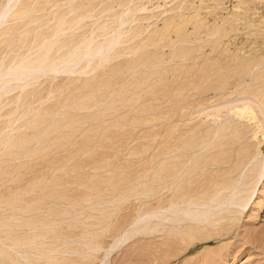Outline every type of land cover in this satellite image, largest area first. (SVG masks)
Returning a JSON list of instances; mask_svg holds the SVG:
<instances>
[{"label": "rangeland", "instance_id": "1", "mask_svg": "<svg viewBox=\"0 0 264 264\" xmlns=\"http://www.w3.org/2000/svg\"><path fill=\"white\" fill-rule=\"evenodd\" d=\"M8 1L0 0V6ZM21 1L26 3V0ZM37 1L33 9L37 7L34 10L39 11H31L37 18L34 22H31L30 13L14 21L16 26L8 20L2 27L13 26L15 34H9V38L14 40L25 37L23 24L27 22L30 24L25 28L30 26L28 29H32L50 19L51 30H55L58 21L65 19L67 29L58 37L60 40L57 39L52 52L60 49L57 54L68 52L70 58L88 47L93 49L101 41L107 43L119 22L124 23L119 43L109 54L93 61V69L50 73L48 83L43 77L21 92L17 89L20 94L13 90L7 95L0 124L10 118H13L12 122L16 119L17 124L15 131L10 127L4 130L3 137L0 136L1 140L7 138L5 147V141L0 144V264H91L89 261H95L99 256L96 243H101L102 257L123 229L127 234L124 233L122 245L111 252L115 260L112 264H264V168L253 170L259 164L264 165V160L261 161L264 152L246 163L253 150L257 151L253 142H258L264 151V137L260 138L264 132H261L262 128L255 129L259 123H264V0ZM78 19L79 24L73 23ZM91 42L94 45L87 46ZM5 45L6 42L2 43L4 47L0 45V54L13 53L11 45ZM23 50L25 46L21 48ZM46 91L51 92H48V99L43 97ZM19 95L22 96L18 98ZM249 99L252 100L247 103ZM237 100L245 101L243 106H248L247 109L236 106ZM228 104L235 106H231L235 112H230ZM45 110H49L48 113ZM198 111L201 114L209 111L213 116L215 112L218 114L217 111L219 115L228 111L225 118L230 113L238 114L234 117V126L230 127L232 133L226 136L227 141L234 137V144L224 146L226 155L223 149L213 153L214 156V150L212 156L209 154L210 159L217 157V161L222 157L225 160L233 157L227 159L230 163L223 164L221 160L217 166L203 167L202 175L186 163L178 169L183 179L180 190L188 187L190 178L198 180L201 176L204 178L203 175L206 178L212 172L214 177L219 170H229L235 161V166L239 162L240 165L247 164L242 175L240 173L236 190H242L244 183L250 181L246 187L248 201L233 205L239 212L233 214L235 217L231 215L234 222L229 226L227 223L231 220L225 219L218 229L208 227L209 235L205 228L204 231L198 229L205 233L201 235L194 229L196 227H192L193 232L200 234L194 232L198 239L192 231L188 232L192 224H183L184 230L188 228L187 232L181 227L185 235L182 236L179 230L180 239L175 241L178 245L181 242L180 247L175 242L173 245L170 238L152 241L148 235L127 238L128 233H132L130 223L138 207L145 201L143 208L156 206L158 198V201L165 198L158 187L153 198L150 191L160 185L161 176L166 178L178 172L175 168H180L183 159H178L181 150L177 152L176 146L184 147L183 143L186 146L195 140L186 136L190 133L189 128L198 130L207 126L206 114L203 115L205 121L197 122ZM256 120H260L258 125ZM228 122L223 120L224 124L220 122L219 128H226ZM182 130L188 132L180 133ZM248 150L250 154L243 156ZM246 156L247 161H243ZM192 170V174H187ZM230 178L226 177L227 180ZM146 193L151 198L143 201ZM12 216H15L16 224ZM207 235L208 238H203ZM171 241L170 252L167 246ZM87 243L96 248L86 247ZM183 243L186 246H181ZM158 244H164V247L168 244L165 247L168 252L164 249L158 252L161 248ZM51 247L56 250L50 251ZM149 254L156 258L155 261H149ZM111 255L109 259L113 260ZM98 260L99 257L97 264Z\"/></svg>", "mask_w": 264, "mask_h": 264}, {"label": "bare ground", "instance_id": "2", "mask_svg": "<svg viewBox=\"0 0 264 264\" xmlns=\"http://www.w3.org/2000/svg\"><path fill=\"white\" fill-rule=\"evenodd\" d=\"M21 1V0H20ZM36 1L37 0H32V1H28V2H30V3H27V0H26V3H24V2H22L21 1V5H18V3H19V0H9L6 4H4V5H2L1 4V6H0V45L2 46V43L4 44V42H6V47H8L9 45H11V46H9L10 47V49H11V51L13 52V53H7L8 54V56H7V54L5 55V54H0V117H2V115H4V113L2 114V112H3V110H4V108H5V106H6V104L4 105V103H6V102H4L5 100H6V97H7V95L11 92V91H13V90H17L18 89V91H22V90H24L26 87H28L29 85H33V83L34 82H37L40 78H43V79H45L44 81H46L47 83L49 82V77H50V73H57V72H71V73H73L75 70L77 71V70H80L81 72H86L88 69H93V67L94 66H92L93 65V61H96V60H98V59H100V58H102L103 56H105V54H109L113 49H114V45L118 42V41H120L119 39L121 38V36H120V30H121V27H122V25H123V23H124V21H122V23L120 24V22H119V27L118 28H116V29H114L115 31L112 33V34H110L111 36V38H109V36H108V38L110 39L109 41H107V43H105L104 41H101V43H99V45L98 46H93L94 44V42L95 41H93V43L91 42V43H88L87 44V46H93L94 48L93 49H91V48H89L88 47V49L86 48L84 51H82L81 53H79V54H77V56L75 55V57H72V58H70V56L68 55L67 56V54H68V52H65V53H67V54H64L63 53V55L62 54H57L58 52L60 53V49L58 50H55V52L53 53L52 51L54 50V45H55V43L58 41L57 39H59L58 37H60L61 36V34L64 32V30L65 29H67L66 27H65V24L67 23V21H64L63 19H61V20H59L58 21V24H57V27H55V30L53 29V30H51V26H50V22H49V20H47V21H45V23H43L42 25H37L36 27H34V26H32V27H34V28H32V29H28V27H30V26H28L30 23H25V24H23V26H25L26 27V24H28L27 26V29L24 27V29L26 30L25 31V33H27L26 35H25V37H21V38H18V39H14V40H11L10 38H9V34H10V36L12 35V33H13V26L12 27H9V28H5V27H2L3 25H5L6 24V22H8V20L9 21H12V22H14V21H16V20H18V19H21V18H23L24 16L25 17H27L28 15H30V13H31V11H33L34 9H36L37 7H35L34 9H33V6H34V3H36ZM44 1V0H43ZM38 2V1H37ZM45 3H46V0L44 1ZM49 2V1H48ZM42 5V4H41ZM43 8V7H42ZM76 8V7H75ZM38 9H39V6H38ZM41 9V8H40ZM44 9V8H43ZM46 9V8H45ZM35 12L36 11H39V10H34ZM129 13V12H128ZM31 15H32V13H31ZM128 15V14H127ZM124 16V15H123ZM32 17L33 18H31V22H34L37 18H35L36 16L34 15H32ZM121 17V16H120ZM119 17V18H120ZM79 18V17H78ZM46 19V18H45ZM121 20V19H120ZM20 21V20H19ZM29 22H30V20H29ZM79 22H80V20L78 19V20H75L73 23H76V24H79ZM15 23V22H14ZM17 23V22H16ZM16 23H15V26H16ZM18 25V24H17ZM59 25V26H58ZM19 26V25H18ZM19 29H20V27H19ZM21 30V29H20ZM19 30V31H20ZM40 30V31H39ZM15 31H16V28H15ZM23 32H24V30H23ZM18 33V32H17ZM20 33V32H19ZM22 33V32H21ZM20 33V34H21ZM124 33V32H123ZM15 33H13V35H14ZM121 34H122V32H121ZM12 35V36H13ZM30 35V36H29ZM17 36H19V35H17ZM21 36V35H20ZM79 36V35H78ZM14 38H16V37H14ZM107 38V39H108ZM79 39H80V37H79ZM93 39V38H92ZM95 39V38H94ZM60 40V39H59ZM78 40V39H77ZM82 40V39H81ZM91 40V39H90ZM90 40H88V41H90ZM63 41V40H62ZM62 41H61V43H62ZM87 41V42H88ZM92 41V40H91ZM82 42V41H81ZM86 42V43H87ZM79 43V42H78ZM119 43V42H118ZM58 44V43H57ZM63 44V43H62ZM61 44V45H62ZM66 44V43H65ZM93 44V45H92ZM60 45V44H59ZM76 45V44H75ZM24 46H25V50H23V51H25V52H23V51H21V48L23 47V49H24ZM81 46H83V45H80V48H82ZM2 47H4V46H2ZM59 47V46H58ZM66 47V46H65ZM55 48H57V47H55ZM27 49V50H26ZM75 49V48H74ZM9 50V49H8ZM82 50H83V48H82ZM75 51H76V49H75ZM76 52H78V50L76 51ZM75 52V53H76ZM6 53V52H5ZM71 55H72V53H70ZM56 55V56H55ZM107 57V56H106ZM96 63V62H95ZM96 65V64H95ZM96 67V66H95ZM95 69V68H94ZM250 74H251V72H250ZM31 87V86H30ZM46 88H48V86H45ZM200 86H198V88H199ZM35 88V87H34ZM44 88V87H43ZM45 88V89H46ZM197 88V89H198ZM32 89V88H31ZM37 89V88H36ZM39 89V88H38ZM47 90V89H46ZM29 91V90H28ZM17 92V91H16ZM20 92H17L18 94H20ZM39 92V91H38ZM48 92H50V91H46V93L43 95V97L45 98V99H48L49 98V94H48ZM13 93V92H12ZM11 93V94H12ZM40 93V92H39ZM51 93V92H50ZM24 94V93H23ZM28 94V93H27ZM26 93H25V95H27ZM32 95V94H31ZM35 95H36V93H35ZM9 96H11V95H9ZM14 96H15V94H14ZM16 96H18V95H16ZM15 96V97H16ZM20 96H22V95H19V97L18 98H20ZM29 96V95H28ZM248 97V96H247ZM246 97V99H248ZM34 98H35V96H34ZM85 98V97H84ZM250 98V97H249ZM10 99V98H9ZM13 99V98H12ZM29 99V98H28ZM20 100H22V99H20ZM30 100V99H29ZM28 100V101H29ZM251 100L252 99H249L248 100V102L247 103H250L251 102ZM26 101V100H25ZM28 101H26L28 104H31L30 102H28ZM16 102H17V100H16ZM15 102V103H16ZM33 102V101H32ZM45 102H46V100H45ZM44 102V103H45ZM242 102V103H241ZM245 102V101H244ZM244 102L243 101H241V100H237L236 101V106H240V108H244V109H247V107L245 108V106H243V104H244ZM47 103H48V101H47ZM246 103V104H247ZM10 104H11V102H10ZM227 104V103H226ZM252 104H254V103H252ZM251 104V105H252ZM264 104V103H263ZM15 105H17V103L15 104ZM233 105V104H232ZM231 105V106H232ZM245 105V104H244ZM9 106V105H8ZM13 106V105H12ZM18 106H21V104H19ZM24 106V105H23ZM226 106V105H225ZM224 106V107H225ZM228 106H230L229 104H228ZM231 106H230V110H231ZM22 107V106H21ZM21 107H20V109H21ZM24 107H28V106H24ZM30 107H32V106H30ZM182 107V106H181ZM184 107V106H183ZM193 107V106H192ZM227 107V106H226ZM225 107V108H226ZM233 108L235 107L234 105L232 106ZM8 108H12V107H8ZM45 108L47 109V107L45 106ZM44 108V109H45ZM189 108V107H188ZM196 108V107H195ZM199 108V107H198ZM6 109V108H5ZM22 109H23V107H22ZM33 109V108H32ZM49 109V108H48ZM193 109V108H192ZM24 110V109H23ZM25 110H27L28 111V109L26 108ZM35 110V109H34ZM43 110V109H42ZM201 109H199V111H200ZM204 110V109H203ZM203 110H201V111H203ZM233 111H234V109H232ZM230 111V112H233V111ZM6 111V110H5ZM9 111V110H8ZM33 111V110H32ZM49 111V110H48ZM48 111L46 112V110L44 111V112H46V113H48ZM183 111V110H182ZM190 111V110H189ZM198 111V112H199ZM207 111V110H206ZM206 111H204V112H206ZM220 111H222V110H220ZM10 112V111H9ZM12 112V111H11ZM22 112H24V111H22ZM34 112V111H33ZM43 112V111H42ZM184 112H185V110H184ZM184 112H183V114H184ZM191 112V111H190ZM195 112V111H194ZM203 112V113H204ZM228 112V111H227ZM226 112V113H227ZM235 112V111H234ZM246 112V111H245ZM12 113H14V112H12ZM28 113V112H27ZM32 113V112H31ZM35 113H36V111H35ZM45 113V114H46ZM51 113V112H50ZM181 113V112H180ZM187 113V112H186ZM185 113V114H186ZM200 113V112H199ZM201 114L200 113V115L198 116L197 115V118H198V120H197V122L199 121V123H201V122H203V121H205L204 120V116L203 115H207L206 117L209 119L208 120V123H207V121H206V123L205 124H207V126L206 125H204L205 127H207V128H205V127H200L197 131L194 129V130H191L192 128H189V130H190V133H189V135L188 134H186V136H190L192 139H195L190 145L189 144H186V146H185V143H183L184 144V147H181V146H176V148H177V152L179 151V149L181 150V152H180V155H178V159L180 158V160H182L183 159V162L182 161H180V164H181V166H180V168H175L177 171H178V169L180 170L181 168H183V166L184 165H186V163H189L190 164V166H192L193 167V170L196 172V171H200V174L202 175V173H203V167H207V166H213V165H215V166H217V164H218V162H221V160H222V162L221 163H223V164H227L229 161L227 160V159H229V158H232V157H227L226 158V160L222 157H220L221 158V160L220 161H217L218 159H217V157L216 158H214V159H210V155H211V151H213L214 150V152H212V155H213V153L214 154H216V153H218V150L220 149H223L224 148V146L226 145V144H234V137H231V138H233V140L231 139H229L228 138V141H227V139H226V136L227 135H229L230 133H232V129L230 128L231 126H234V123L236 122L235 120L236 119H234V117L235 116H237L238 114H231L230 113V115H229V117H227V118H225V116H224V114H226V113H222V114H220L219 115V113L220 112H218L217 111V113L218 114H216V112L214 113V116H213V114H212V117L211 118H209L208 116H210L211 114H209L210 112L208 111V113H205V114ZM236 113H239V112H236ZM243 113V112H242ZM20 114H22V113H20ZM25 114V113H24ZM42 114H44V113H42ZM53 114V113H52ZM183 114H182V117H183ZM188 114V113H187ZM190 114V113H189ZM209 114V115H208ZM216 114V115H215ZM5 115H7V114H5ZM36 115V114H35ZM34 115V116H35ZM47 115V114H46ZM181 115V114H180ZM196 115V114H195ZM219 115V116H218ZM30 116H31V114H30ZM49 116V115H48ZM187 116V115H186ZM243 116V114L241 115V116H239V118L240 117H242ZM10 117V116H9ZM185 117V116H184ZM8 118V117H7ZM6 118V119H7ZM27 118V117H26ZM32 118H33V115H32ZM45 118V117H44ZM43 118V119H44ZM170 118V117H169ZM168 118V119H169ZM207 118H206V120H207ZM212 118H215V119H212ZM260 118V117H259ZM258 118V119H259ZM5 119V117H3V119L2 120H4ZM11 119H13V118H10V121H6L5 122V120L3 121L4 122V124L3 123H1L0 124V136H2L3 137V135H2V133H4V132H6V131H4V130H6L7 128H10V127H14V131H15V123H16V119L15 120H13V122L11 121ZM19 119V118H18ZM29 119V118H28ZM39 119V118H38ZM46 119V118H45ZM45 119H44V122H45ZM188 119V118H187ZM226 119V122H228V123H226V124H228L227 126H226V128H223V129H220L219 128V124H220V122H222V124H224L223 123V120H225ZM230 119H232V121H230ZM262 119V118H261ZM260 119V120H261ZM1 120V119H0ZM50 120V119H49ZM196 120V119H195ZM194 120V121H195ZM260 120H256L257 122H255V124H257L258 123V121L260 122ZM25 121H27V120H25ZM30 121V120H29ZM36 121V120H35ZM40 121V120H39ZM48 121V120H47ZM184 121V120H183ZM190 121V120H189ZM264 121V120H263ZM38 122V121H37ZM191 123V122H190ZM190 123H187V125L188 124H190ZM192 123H193V121H192ZM262 123V122H261ZM261 123H259L260 125H261ZM17 124V123H16ZM22 124H24V123H22ZM34 124V123H33ZM32 124V125H33ZM35 124H36V122H35ZM39 125H40V123H38ZM195 125H198V123H194ZM204 124V123H203ZM225 124V125H226ZM28 125H31V123L30 124H28ZM191 125V124H190ZM258 125V124H257ZM257 125H255V126H257ZM257 126V128H255V129H260V128H262V130H261V132H264V123H262V125H263V127H261V126ZM21 126V125H20ZM254 126V127H255ZM19 127V126H18ZM17 127V128H18ZM26 127H27V125H26ZM187 127V126H186ZM224 127V126H223ZM259 127V128H258ZM20 128V127H19ZM21 128H22V126H21ZM31 128H33V127H31ZM30 128V129H31ZM40 129V128H39ZM187 129V128H186ZM205 129V130H204ZM217 129H220V130H223V131H217ZM231 129V130H230ZM8 130H10V129H8ZM12 130V129H11ZM10 130V131H11ZM20 130V129H19ZM38 130V129H37ZM26 131V130H25ZM32 132H34L33 130H31ZM36 131V130H35ZM184 130H182V131H180V133H182ZM257 131V130H256ZM9 132V131H8ZM32 132H31V134H32ZM176 132V131H175ZM174 132V133H175ZM185 132V131H184ZM186 132H188V131H186ZM185 132V133H186ZM258 132V131H257ZM16 133V132H15ZM22 133H23V131H22ZM24 133H26V132H24ZM30 133V132H29ZM44 133V132H43ZM14 134V133H13ZM8 135H10V134H8ZM37 135V134H36ZM184 135V134H183ZM260 135V134H259ZM7 136V135H6ZM13 136V135H12ZM16 136V135H15ZM18 136V135H17ZM15 137V138H18V137ZM19 136H21L20 134H19ZM29 136V135H28ZM185 136V135H184ZM185 136V137H186ZM5 137V136H4ZM25 137V136H24ZM37 137V136H36ZM178 137H180V136H178ZM189 137V138H190ZM264 137V134L262 135V136H260V138H263ZM13 138V137H12ZM22 138V137H21ZM21 138H20V140H21ZM26 138H28V137H26ZM25 138V139H26ZM236 138V137H235ZM24 139V140H25ZM31 139V138H30ZM176 139V138H175ZM183 139V138H182ZM238 139V138H237ZM1 140V139H0ZM10 140H11V138H10ZM16 140V139H15ZM19 140V139H18ZM23 140V141H24ZM29 140V139H28ZM35 140V139H34ZM177 140V139H176ZM178 140H179V138H178ZM189 140V139H188ZM222 140H226L225 142L223 141V142H218V141H222ZM230 140V141H229ZM5 141V144H4V147L6 146V144H7V138H6V140L4 139H2L1 141H0V144L1 143H3ZM180 141V140H179ZM182 141V140H181ZM253 141V140H252ZM263 141V140H262ZM262 141H261V143H262ZM12 142V141H11ZM13 142H14V140H13ZM13 142H12V144H13ZM17 142V141H16ZM19 142H22V141H19ZM40 142V141H39ZM175 142V141H174ZM185 142V141H184ZM215 142H218L219 143V145H218V143H217V145L216 144H214ZM264 142V141H263ZM36 143V142H35ZM38 143V142H37ZM178 143H180V142H178ZM220 143H221V145H220ZM222 143H224V144H222ZM11 144V143H10ZM20 144H22V143H20ZM32 144V143H31ZM183 144H181V145H183ZM251 144H252V142H251ZM14 145H17V144H14ZM18 145H19V143H18ZM17 145V146H18ZM26 145V144H25ZM24 145V146H25ZM188 145V146H187ZM253 145H255L256 146V149H257V151H254L253 150V155L251 156L250 155V158L248 157V161L246 160V158H247V156L246 157H243V161H247L246 163L248 164L249 162H250V160H251V158H254V157H258V155H260V154H262V152H264L263 151V149H261V145L259 146V144H258V142H256V144H255V142H253ZM28 146V145H27ZM27 146H25V147H27ZM31 146V145H30ZM255 146H253V147H255ZM264 146V145H263ZM7 147H9L8 145H7ZM22 147V146H21ZM32 147V146H31ZM165 147L167 148V146L165 145ZM174 147V146H173ZM252 147V146H251ZM19 148V147H18ZM18 148H17V150H18ZM175 148V149H176ZM225 148H226V146H225ZM250 148V147H249ZM264 148V147H263ZM29 149V148H28ZM251 149H255V148H251ZM0 150H1V146H0ZM217 152H216V151ZM226 150V149H225ZM224 149H223V153H224V151H225ZM21 151H24V149L22 150L21 149ZM168 151H170L169 149H168ZM200 151V152H199ZM249 151L250 150H248L247 152L248 153H243V151H242V153L244 154L243 156H245L246 154H250L249 153ZM26 152V151H25ZM172 152H173V150H172ZM196 152H199L198 154H196ZM220 152V151H219ZM226 152V151H225ZM251 152H252V150H251ZM14 153H15V151H14ZM166 153H167V150H166ZM165 153V154H166ZM221 153V152H220ZM242 153H240V155H242ZM177 154V153H176ZM210 154V155H209ZM225 154V153H224ZM211 155V156H212ZM226 155V154H225ZM240 155H238V156H240ZM262 155H264V153L262 154ZM262 155H260V156H262ZM18 156V155H17ZM177 156V155H176ZM214 156V155H213ZM217 156V155H216ZM230 156V155H229ZM237 156V157H238ZM241 157V156H240ZM263 157V156H262ZM261 157V161H263L264 159ZM216 159V160H215ZM223 159H224V161H223ZM231 160V159H230ZM235 160V159H234ZM233 160V161H234ZM242 160H240L241 162H242ZM193 161H196V162H193ZM228 161V162H227ZM221 163H219V165H221ZM230 163V162H229ZM234 163L236 164V162L234 161ZM233 163V165L232 166H229L228 168H230L229 170L227 169V170H225L224 172H221L222 170H219L220 172H215L214 174V177H212L213 176V172L212 173H210V176H211V174H212V176L210 177H208V175H207V177L205 178V175H203L204 176V178L201 176V178L200 179H198V180H193V178H190V181H189V184H188V187H187V185L185 186V187H183L181 190H180V188H179V185L180 184H182V181H183V179H182V174H181V171H176L177 173H171L169 176H167L169 173V171L167 172V174H166V178H165V176H161L162 177V179L161 180H158L159 182H161V183H159L158 185L159 186H154V189L153 190H151L150 192H152L153 194L151 195L152 196V198H153V195L154 196H156V194H157V191H155L156 189H157V187L159 188V190L161 191V195L163 196V197H165V198H163L162 200H161V198H160V201H158L159 200V198L157 199V201H156V199H155V201L157 202V204H159V205H157L156 204V206H154L153 204H152V206L151 205H149L150 207H148V208H146V206L143 208L142 206L143 205H145L146 204V201H145V203L143 204V203H141V207H138L139 209L137 210V212L136 213H134L133 215H134V218H132V221H131V223L130 224H132L133 225V229L130 231V232H132L131 233V235H129V233H128V237L127 238H131V236L133 237H135V236H138V235H140L141 236V238H142V235H148V236H150L151 237V241L155 238H160V237H163V238H170L172 241H173V245H174V242L179 238V236H180V231H181V235L186 231L187 232V229L188 228H186V230H184L183 229V224H188L187 222H189V223H191L192 225H194V226H190L191 228H190V230L188 229V232L189 231H192L191 229H192V227H196V228H194V229H196V230H198V229H203V231H204V228H205V232L207 231V234H208V227H211L212 226V228L214 229V228H216V229H218V227H219V225L221 224V223H224V222H226V221H224L225 219L228 221L229 219L231 220L232 218V216H233V214H236V213H238L239 212V209L237 210V209H235V207L233 206L235 203H237V202H240V201H244V200H247L248 201V199H249V192H247V188L246 187H248V185L251 183L250 181H248V182H246V183H244V185H243V188H242V190L241 189H239V190H236L237 189V187H238V183H239V180H240V173H241V175H242V172L244 171V168L246 167V163H244V164H242V165H240V162L239 163H237V164H239L238 166H235V164ZM188 164V165H189ZM168 165V164H167ZM189 166V167H190ZM234 166V167H233ZM185 167V166H184ZM232 167V168H231ZM264 168V165H258L257 166V168L256 167H253V170L254 169H257V171H261L262 169ZM219 169V168H218ZM222 169V168H221ZM259 169V170H258ZM193 170L192 171H190V172H188L187 174H192V172H193ZM173 171V170H172ZM171 171V172H172ZM202 171V172H201ZM166 173V172H165ZM205 173V172H204ZM252 173H253V171H252ZM228 174V175H227ZM234 174V175H233ZM224 175H227V176H224ZM247 175H250V177L252 176L251 174H247ZM226 177H231L230 178V180H227L226 179ZM164 178V179H163ZM248 178V177H247ZM189 180V178L187 177V180L186 181H188ZM250 180V179H249ZM153 182H155V181H153ZM152 182V183H153ZM186 183V182H185ZM150 187V186H149ZM152 187H153V185H152ZM156 187V188H155ZM181 187V186H180ZM179 189V190H178ZM149 192V193H150ZM140 193V192H139ZM138 193H136V195H137ZM148 193H146V197L147 196H149V195H147ZM151 196H149L148 198H142L143 199V201L145 200V199H147V201H148V199H150L151 198ZM7 201H8V199H7ZM141 201V200H140ZM154 201V200H153ZM1 202V201H0ZM3 202V201H2ZM5 202V201H4ZM1 204V203H0ZM6 204V203H5ZM149 204V203H148ZM155 204V203H154ZM1 206V205H0ZM18 206V205H17ZM133 206V205H132ZM136 206V205H135ZM134 206V207H135ZM2 207H4V206H2ZM237 207V206H236ZM16 208V207H15ZM14 208V209H15ZM13 209V210H14ZM95 209V208H94ZM133 209V208H132ZM16 210V209H15ZM14 210V211H15ZM134 210V209H133ZM132 210V211H133ZM16 212V211H15ZM14 212V214H17V212L15 213ZM234 212V213H233ZM71 213V212H70ZM232 215V216H231ZM229 216H230V218H229ZM13 217H15V216H12V219H13V221H14V223H15V220H14V218ZM18 217V216H17ZM16 217V219H18ZM131 217H132V215H131ZM233 217H235V215L233 216ZM147 218V219H146ZM228 218V219H227ZM235 220H236V218H235ZM224 221V222H223ZM218 222V223H217ZM234 221L233 220H231V221H229V223H227V225L229 226V224L231 223H233ZM42 223V222H41ZM2 224V223H1ZM0 224V225H1ZM16 224V223H15ZM43 224V223H42ZM45 224V223H44ZM218 226H217V225ZM14 225V224H13ZM40 225V224H39ZM188 225H190V224H188ZM187 225V226H188ZM215 225H216V227H215ZM223 225V224H222ZM187 226H185V227H187ZM182 227V228H181ZM180 228L181 229H183L184 230V232L182 233V230H180ZM212 229V230H213ZM180 230V231H179ZM200 230H198V233H199V231ZM209 230H210V228H209ZM212 230H210V231H212ZM220 231H221V229H219ZM223 230V229H222ZM179 233H178V232ZM213 231H215V230H213ZM219 231V232H220ZM126 231H125V229H123V230H121L120 232H119V236H118V238L115 240V242L114 243H107V245L109 246V249H108V251H107V253H106V251L105 252H103L104 253V256H102L101 257V255H100V249L102 248H100V246H101V243L100 244H98V243H96L97 244V249L96 250H99V256H98V254H97V256L99 257V262H98V264H105L106 262H107V264H112V262H115V260H114V257H113V255H111L112 253V251L114 250V249H116L124 240H122L123 239V237H125L124 236V233H125ZM193 232V231H192ZM191 232V233H192ZM195 232V231H194ZM193 232V233H194ZM222 232V231H221ZM195 233H197V232H195ZM194 233V235L197 237V239H198V235H200V234H198V235H196ZM200 233H201V231H200ZM203 233V232H202ZM202 233H201V235H202ZM211 233H213V232H211ZM217 233V232H216ZM127 233H125V235H126ZM203 234H205V233H203ZM215 234V233H214ZM219 234V233H218ZM218 234H216V235H218ZM222 234V233H221ZM183 235H185V234H183ZM182 235V236H183ZM209 235V234H208ZM208 235H207V237H203V238H208ZM117 236V235H116ZM187 237V236H186ZM195 237V238H196ZM126 238V239H127ZM183 238H185V237H183ZM195 238H192L193 240L195 239ZM199 238H200V236H199ZM126 239H125V241H126ZM137 239V238H136ZM144 240H146L145 239V236H144V238H143ZM142 239V240H143ZM180 239V238H179ZM186 239V238H185ZM184 239V240H185ZM192 239H191V241H192ZM200 239H202V238H200ZM128 240V239H127ZM138 240V239H137ZM166 240V239H165ZM164 240V241H165ZM189 240H190V238H189ZM105 241V240H104ZM139 241V240H138ZM137 241V242H138ZM172 241H171V243H170V245H168V244H166V246L168 247V249H169V247H171L172 248ZM180 241V240H179ZM186 241V240H185ZM93 243V242H92ZM168 243H169V241H168ZM178 242H175V244L176 245H178L177 244ZM180 243L181 242H179V247H180ZM187 243V242H186ZM189 243H190V241H189ZM192 243V242H191ZM84 244H85V242H84ZM95 244V245H96ZM99 245V246H98ZM122 245V244H121ZM164 245V244H163ZM162 244H158V246H159V250H158V252H162V251H160L161 249L163 250H167V252H168V249H166L164 246H163ZM183 245H185L184 243L183 244H181V246H183ZM87 246H89L90 247V249L91 248H96V246H94L93 244L91 245V244H86V247ZM91 246H93V247H91ZM103 246V245H102ZM157 246V247H158ZM177 246V247H178ZM186 246V245H185ZM43 247V246H42ZM57 247V246H56ZM56 247H51L49 250L50 251H54V249L56 250ZM88 247V248H89ZM99 247V248H98ZM121 247V246H120ZM146 247H148V246H146ZM153 247V246H152ZM176 247V246H175ZM43 248H45V246L43 247ZM42 248V249H43ZM103 248H104V246H103ZM186 248H188V247H186ZM185 247H184V249H186ZM46 249V248H45ZM105 249H106V247H105ZM104 249V250H105ZM141 249V248H140ZM150 249V248H149ZM155 248H153V250H154ZM173 249H175L174 247H173ZM183 249V250H184ZM41 250V249H40ZM58 250V249H57ZM73 250H75V249H73ZM152 250V249H151ZM42 251V250H41ZM50 251H49V253H50ZM66 251V250H65ZM76 251V250H75ZM103 251V250H102ZM102 251H101V253H102ZM136 251V250H135ZM155 251V250H154ZM153 251V252H154ZM157 251V250H156ZM169 251H170V249H169ZM45 252V251H44ZM78 252V251H77ZM96 252H98V251H96ZM137 252V251H136ZM138 252H140V251H138ZM146 251H144V253H145ZM152 252V253H153ZM157 252V253H158ZM171 252V251H170ZM106 253V254H105ZM151 253V252H150ZM155 253V252H154ZM156 253V254H157ZM163 253H165V252H163ZM45 254V253H44ZM47 254V253H46ZM64 254V253H63ZM133 254V253H132ZM136 254V253H135ZM142 254V253H141ZM155 254V255H156ZM95 255V254H94ZM110 255L113 257V260L112 259H109V257H110ZM158 255V254H157ZM162 255H164V254H162ZM97 256H95V257H97ZM137 256V255H136ZM136 256H134V257H136ZM146 256V255H145ZM150 258H149V261L150 260H153V261H155V257H153V255H152V257L150 256V254L148 255ZM46 257V256H45ZM44 257V258H45ZM56 257V256H55ZM98 257L97 258H95L96 260L98 259ZM111 257V258H112ZM158 257V256H157ZM50 258H51V255H50ZM59 258V257H58ZM138 258V257H137ZM139 258H141V257H139ZM159 258V257H158ZM161 258V257H160ZM51 259H53V257L51 258ZM94 259V260H95ZM143 259V258H142ZM162 259V258H161ZM49 260V259H48ZM54 260H56V259H54ZM62 260V259H61ZM60 260V261H61ZM96 260L95 261H89V263L90 262H94V263H96ZM107 260V261H106ZM164 260V259H163ZM137 261H138V259H137ZM136 261V262H137ZM147 261H148V259H147ZM148 261V262H149ZM152 261V262H153ZM51 262V261H50ZM53 262V261H52ZM136 262H134V263H136ZM159 262V261H158ZM161 262V261H160ZM62 263H64V262H62ZM61 263V264H62ZM91 263V264H92ZM139 263V262H138ZM142 263V262H141ZM151 263V262H150ZM85 264V263H84ZM87 264V263H86ZM97 264V263H96ZM128 264H130V263H128ZM133 264V263H132ZM144 264H145V262H144ZM146 264H147V262H146ZM149 264V263H148Z\"/></svg>", "mask_w": 264, "mask_h": 264}]
</instances>
